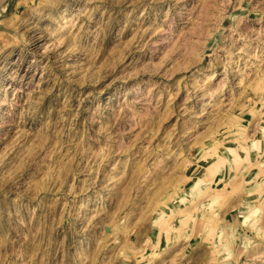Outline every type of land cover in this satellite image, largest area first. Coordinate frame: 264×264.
<instances>
[{
    "label": "rangeland",
    "instance_id": "obj_1",
    "mask_svg": "<svg viewBox=\"0 0 264 264\" xmlns=\"http://www.w3.org/2000/svg\"><path fill=\"white\" fill-rule=\"evenodd\" d=\"M263 134L264 0H0V264H264Z\"/></svg>",
    "mask_w": 264,
    "mask_h": 264
},
{
    "label": "bare ground",
    "instance_id": "obj_2",
    "mask_svg": "<svg viewBox=\"0 0 264 264\" xmlns=\"http://www.w3.org/2000/svg\"><path fill=\"white\" fill-rule=\"evenodd\" d=\"M263 100V99H262ZM241 127V126H240ZM242 129V128H241ZM264 135V134H263ZM238 138V137H237ZM230 140V139H229ZM228 140V141H229ZM230 141H232V140H230ZM236 141V140H235ZM219 142V141H218ZM244 142V141H243ZM259 143V142H258ZM225 147V146H224ZM238 148V149H237ZM239 150L240 151H245V152H249L248 151V148H247V146L245 147V146H243V145H238V147H229V149H228V152H230L231 153V155L233 156V158H239L240 157V152H239ZM218 152V151H217ZM260 157V156H259ZM218 161H220V162H223L224 161V156H220L219 154H218ZM212 164H208V166H207V170H209V173H208V171H207V173H203L201 176H199V177H196L195 179V181H194V183H192V185L190 186V188L191 189H199V188H202V187H210L208 184H210L211 182H214V181H216L219 177H214L215 176V174L216 173H213V168L211 169V166ZM257 166V165H256ZM211 169V170H210ZM262 172V171H261ZM218 180H221V178L220 179H218ZM220 182V181H219ZM216 183H218V181H216L215 182V184ZM214 186V185H213ZM207 187V188H208ZM215 187V186H214ZM221 189V188H220ZM190 190V189H189ZM222 190V189H221ZM193 191V190H192ZM190 192H191V190H190ZM194 192V191H193ZM182 199V198H181ZM205 226V225H204ZM168 227H169V225H168ZM166 228V227H165ZM169 229H170V227H169ZM166 230V229H165ZM171 230V229H170ZM159 232V231H158ZM166 232V231H165ZM168 232H170V231H167V233ZM172 234H173V232H172ZM167 235H169V233L168 234H166V236ZM167 239H168V236H167ZM156 251V250H155ZM157 253V252H156ZM155 253V254H156ZM153 254H154V252H153Z\"/></svg>",
    "mask_w": 264,
    "mask_h": 264
}]
</instances>
